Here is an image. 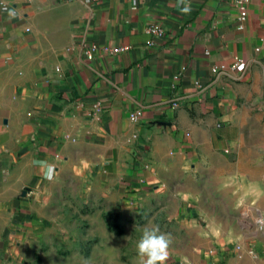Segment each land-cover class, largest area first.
<instances>
[{
  "label": "crops",
  "instance_id": "1",
  "mask_svg": "<svg viewBox=\"0 0 264 264\" xmlns=\"http://www.w3.org/2000/svg\"><path fill=\"white\" fill-rule=\"evenodd\" d=\"M188 2L0 0V252L86 192L177 203L166 264H264V0L244 23L233 0Z\"/></svg>",
  "mask_w": 264,
  "mask_h": 264
},
{
  "label": "rangeland",
  "instance_id": "2",
  "mask_svg": "<svg viewBox=\"0 0 264 264\" xmlns=\"http://www.w3.org/2000/svg\"><path fill=\"white\" fill-rule=\"evenodd\" d=\"M170 201L146 200L124 214L107 209L102 198L89 199L86 192L64 196L54 215L56 223L19 233L28 241L14 255L0 252V264H139L136 243L145 226L159 225L172 242L184 237L185 215L173 217L171 209L177 203ZM194 218L199 220L198 215ZM7 234L0 230L1 238ZM182 248L170 245V253L178 254Z\"/></svg>",
  "mask_w": 264,
  "mask_h": 264
},
{
  "label": "clouds",
  "instance_id": "3",
  "mask_svg": "<svg viewBox=\"0 0 264 264\" xmlns=\"http://www.w3.org/2000/svg\"><path fill=\"white\" fill-rule=\"evenodd\" d=\"M180 11L184 14H190L191 6L188 0H178ZM12 13H10L11 15ZM49 172L52 166H47ZM49 179L52 176L48 175ZM171 238L160 231L159 225L145 226L141 236L136 243L137 259L139 264H166L170 254Z\"/></svg>",
  "mask_w": 264,
  "mask_h": 264
},
{
  "label": "built area",
  "instance_id": "4",
  "mask_svg": "<svg viewBox=\"0 0 264 264\" xmlns=\"http://www.w3.org/2000/svg\"><path fill=\"white\" fill-rule=\"evenodd\" d=\"M93 1H98V0H93ZM233 5L237 10V19L240 23H244V21L247 18L248 15V0H233ZM148 31L154 35H160L163 32V29L159 25H152L148 28ZM128 49V46H103L99 47L96 43H91L88 48L85 50V58L87 60H90L93 58L96 52L102 51L104 53H117L121 51H126ZM239 63L238 61H235L232 64V67L238 66ZM223 70L222 66H213L212 67V72L215 75H218L221 73ZM175 79L178 78V75L174 76ZM182 100V96L178 94H174L171 96L169 99V102H171L172 105H179L180 101ZM142 114V108L136 107L133 111L130 113V117L133 120H137L139 116Z\"/></svg>",
  "mask_w": 264,
  "mask_h": 264
}]
</instances>
